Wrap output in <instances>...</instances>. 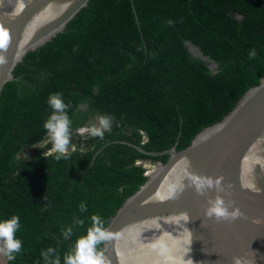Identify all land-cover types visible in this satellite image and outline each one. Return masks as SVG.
<instances>
[{"label": "trees", "instance_id": "obj_1", "mask_svg": "<svg viewBox=\"0 0 264 264\" xmlns=\"http://www.w3.org/2000/svg\"><path fill=\"white\" fill-rule=\"evenodd\" d=\"M12 73L0 93V221L20 217L23 247L9 264H46L48 248L64 264L91 217L105 228L146 180L142 162L168 157L137 146L186 147L259 82L264 0H89ZM57 92L72 121L70 158L60 161L44 157L47 100ZM108 114L112 131L103 139L78 131ZM96 248L102 254V242Z\"/></svg>", "mask_w": 264, "mask_h": 264}, {"label": "water", "instance_id": "obj_2", "mask_svg": "<svg viewBox=\"0 0 264 264\" xmlns=\"http://www.w3.org/2000/svg\"><path fill=\"white\" fill-rule=\"evenodd\" d=\"M88 1L0 0V93L14 79L12 71L25 53L62 32ZM188 48L206 59L192 44ZM137 148L168 157L150 168L144 165L146 180L111 216L104 228L109 238L102 242L105 264H235L236 259L264 264V75L186 147ZM219 177L223 191L215 186ZM200 178L214 182L203 195L195 189ZM217 197L226 204L234 201L229 211L239 207L246 218L229 222L206 217L209 200ZM257 218L260 224L253 223ZM0 264H9L2 254Z\"/></svg>", "mask_w": 264, "mask_h": 264}, {"label": "clouds", "instance_id": "obj_3", "mask_svg": "<svg viewBox=\"0 0 264 264\" xmlns=\"http://www.w3.org/2000/svg\"><path fill=\"white\" fill-rule=\"evenodd\" d=\"M0 47L3 44L0 43ZM248 56L250 59H255L256 50L252 49L249 51ZM0 62H3V58L0 57ZM48 106L51 108V113L48 119L44 122L43 127L48 133V141L51 144V148L44 152V157L53 156L56 161L62 159L67 160L70 158V146L72 140V121L68 115V110L71 108L70 103H66L63 99L62 93L50 94L47 100ZM114 117L110 114L100 115L98 117V123L93 124L89 127L80 129V133L87 132L92 137H99L103 139L105 133H111L112 131V120ZM74 150V146H72ZM223 177H219L215 180V186L219 191H223L220 187V183ZM214 182L211 178H200L195 181V189L197 194L203 195L205 189L212 188ZM254 192H259L260 189L254 184L245 185ZM182 190V189H181ZM175 195V189L173 190ZM234 201H230L228 204L225 203L224 199L217 197L214 200H209V206L205 211V215L208 218L214 217L217 221H235L238 218L244 217V213L241 212L239 207H232L229 211V205H233ZM86 205L81 203L80 211H86ZM187 216V214H185ZM246 218V217H244ZM92 227L88 229L87 234L80 237L75 244V248L65 255L64 264H105V259L101 253L97 251L96 246L107 240L109 234L105 231L103 226V220L98 215H93ZM260 219H254L253 223L260 224ZM77 224H83L82 220H77ZM21 228L20 217L13 215L8 219L0 221V254L5 256L8 261H13L16 255L19 254L23 247V242L17 238V232ZM65 239L72 235V229L67 228L62 232ZM55 249L48 248L46 251L41 252V256L46 261V264H60V257L55 256ZM188 264H192L189 260ZM235 264H240V260L236 259Z\"/></svg>", "mask_w": 264, "mask_h": 264}, {"label": "rangeland", "instance_id": "obj_4", "mask_svg": "<svg viewBox=\"0 0 264 264\" xmlns=\"http://www.w3.org/2000/svg\"><path fill=\"white\" fill-rule=\"evenodd\" d=\"M93 124H97L96 122L95 123H93ZM93 124H91V125H93ZM91 125H84L83 127H81L80 129H82V128H86V127H89V126H91ZM80 132V131H79ZM85 133H87V132H84L83 134H85ZM31 150V148H29L28 150H27V152L28 151H30ZM144 165H146L147 166V168H150L154 163H152V162H150V161H143L142 162Z\"/></svg>", "mask_w": 264, "mask_h": 264}, {"label": "snow or ice", "instance_id": "obj_5", "mask_svg": "<svg viewBox=\"0 0 264 264\" xmlns=\"http://www.w3.org/2000/svg\"><path fill=\"white\" fill-rule=\"evenodd\" d=\"M0 42H2V41H0Z\"/></svg>", "mask_w": 264, "mask_h": 264}]
</instances>
